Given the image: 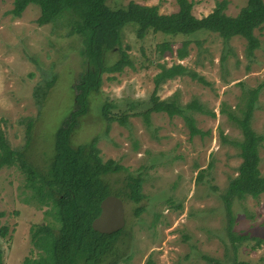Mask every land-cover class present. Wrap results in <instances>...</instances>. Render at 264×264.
<instances>
[{
    "label": "rangeland",
    "instance_id": "rangeland-1",
    "mask_svg": "<svg viewBox=\"0 0 264 264\" xmlns=\"http://www.w3.org/2000/svg\"><path fill=\"white\" fill-rule=\"evenodd\" d=\"M129 1L156 6L164 15L178 11L176 0H106V6L124 9ZM188 1L193 4V16L200 19L222 0ZM12 2L0 0V129L12 149L41 169L52 158L55 134L72 110L71 87L84 70L83 46L61 26L63 19L58 26H38L40 10L35 5L13 18ZM227 2L225 14L230 17L246 5V0ZM136 28L127 24L123 29L122 48L132 67L102 76L100 93L90 98V111L71 137L74 147L96 139L103 162L113 160L143 179V201L138 205L123 202L126 227L116 246L117 264H145L148 259L153 264H209L206 258L221 264L234 260L259 264L264 257V195L231 204L230 230L263 241L256 249L250 240L236 250L228 237L222 195L241 163L233 143L242 135L227 114L237 113L244 95L259 86L252 129L264 136V28L254 32L260 47L251 59L241 38L225 42L217 34L200 31L189 37L149 33L138 40ZM164 42L170 43L172 52H158ZM184 42L189 43L187 56L179 60L176 51ZM117 59V54H108L106 63ZM158 64H181L209 84L177 77L162 84L157 93L161 100L175 98L181 106L196 100L205 112L189 114L203 136L190 137L181 117L151 114L147 126L138 114L150 104ZM51 80V89L39 103L36 90ZM105 103L114 107L113 115L127 116L125 126L108 125L102 119L100 109ZM259 156L264 176V142ZM124 179L122 173L107 181L117 190ZM30 197L18 167L0 170V227H7L5 238H0L3 264H24L42 254L31 242V230L45 222L48 208H39ZM137 208L142 209L138 215ZM111 262L112 258L106 264Z\"/></svg>",
    "mask_w": 264,
    "mask_h": 264
},
{
    "label": "trees",
    "instance_id": "trees-1",
    "mask_svg": "<svg viewBox=\"0 0 264 264\" xmlns=\"http://www.w3.org/2000/svg\"><path fill=\"white\" fill-rule=\"evenodd\" d=\"M178 11L164 15L156 6H143L129 1L126 8L112 10L106 6V0H13L10 14L20 18L30 5L40 10L36 20L38 26H61L68 29L69 36L81 40L84 70L72 85L73 107L55 134L53 156L44 168H37L25 160L22 152L14 150L8 143L4 131L0 129V170L18 167L25 176L26 188L31 192V199L39 208H48L44 212L45 222L31 230L33 246L42 251L35 260L27 259L24 264H117L120 256L116 246L125 234L121 231L106 235L93 231L91 223L100 214V204L109 195L140 204L143 179L140 174L132 175L126 168L113 160L103 162L97 149V140L74 147L71 137L77 130L80 120L90 111V98L100 93L104 74H120L127 67H132L125 50L122 48L123 29L127 24L137 26L135 34L143 40L147 34L161 33L168 37H189L197 32L205 31L217 34L223 41L233 38L245 41V54L248 59L259 49L260 42L254 32L264 28V1L246 0L237 16L225 14L227 0L215 4L214 9L203 18L192 14L193 4L188 0H176ZM188 42H184L176 55L179 60L187 56ZM158 52H172L170 43L158 46ZM108 54H117L118 59L111 65L106 63ZM159 73L153 77V91L147 109L138 113L144 123L150 125L151 114H166L170 118L181 117L190 137L203 136L196 128L194 118L189 112L204 114V109L196 100L181 106L175 98L161 100L157 95L162 84L177 77H189L204 86L209 84L205 79L181 64L167 67L158 64ZM53 80L46 82L36 90L38 102L43 101L51 89ZM262 86L247 92L242 98V106L238 112L228 113L227 117L240 131L242 139L233 143L239 150L241 163L238 174L228 183L222 195L228 216V237L234 250L238 245L250 240L255 241L253 249L260 247L263 241L251 238L247 234H234L230 206L235 200L264 195V176L259 170L260 148L264 136L252 129L253 113ZM114 108L105 103L100 109L102 119L108 124L117 122L121 126L127 123V116H116L111 113ZM223 113L224 111H220ZM214 116V115H212ZM30 126L27 134L29 136ZM125 174L123 185L113 190L108 177ZM141 208L135 210L138 215ZM47 218L51 220L48 221ZM7 227H0V238H5ZM209 264H221L212 258H206ZM0 264L2 252L0 249ZM145 264H153L148 259ZM232 264H247L236 262ZM259 264H264V257Z\"/></svg>",
    "mask_w": 264,
    "mask_h": 264
},
{
    "label": "water",
    "instance_id": "water-1",
    "mask_svg": "<svg viewBox=\"0 0 264 264\" xmlns=\"http://www.w3.org/2000/svg\"><path fill=\"white\" fill-rule=\"evenodd\" d=\"M126 225L123 201L113 195L107 196L100 204V214L93 220V231L111 235L124 229Z\"/></svg>",
    "mask_w": 264,
    "mask_h": 264
}]
</instances>
